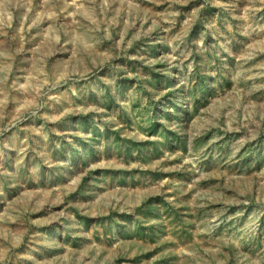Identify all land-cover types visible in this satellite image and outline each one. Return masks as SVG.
I'll return each mask as SVG.
<instances>
[{"label": "rangeland", "instance_id": "374dc122", "mask_svg": "<svg viewBox=\"0 0 264 264\" xmlns=\"http://www.w3.org/2000/svg\"><path fill=\"white\" fill-rule=\"evenodd\" d=\"M0 264H264V0H0Z\"/></svg>", "mask_w": 264, "mask_h": 264}]
</instances>
